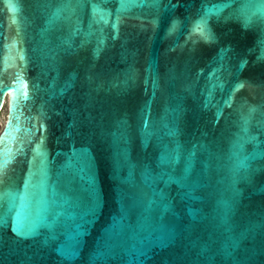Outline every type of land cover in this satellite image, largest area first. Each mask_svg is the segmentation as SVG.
Segmentation results:
<instances>
[{
  "label": "water",
  "instance_id": "water-1",
  "mask_svg": "<svg viewBox=\"0 0 264 264\" xmlns=\"http://www.w3.org/2000/svg\"><path fill=\"white\" fill-rule=\"evenodd\" d=\"M0 264H264V0H0Z\"/></svg>",
  "mask_w": 264,
  "mask_h": 264
},
{
  "label": "rangeland",
  "instance_id": "rangeland-1",
  "mask_svg": "<svg viewBox=\"0 0 264 264\" xmlns=\"http://www.w3.org/2000/svg\"><path fill=\"white\" fill-rule=\"evenodd\" d=\"M5 118H6V105L4 104L1 112H0V130L3 126V123L5 121Z\"/></svg>",
  "mask_w": 264,
  "mask_h": 264
}]
</instances>
